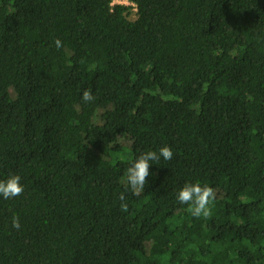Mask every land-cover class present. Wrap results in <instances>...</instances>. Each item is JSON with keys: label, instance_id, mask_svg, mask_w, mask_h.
<instances>
[{"label": "trees", "instance_id": "obj_1", "mask_svg": "<svg viewBox=\"0 0 264 264\" xmlns=\"http://www.w3.org/2000/svg\"><path fill=\"white\" fill-rule=\"evenodd\" d=\"M129 1L0 0V264H264V0Z\"/></svg>", "mask_w": 264, "mask_h": 264}, {"label": "clouds", "instance_id": "obj_2", "mask_svg": "<svg viewBox=\"0 0 264 264\" xmlns=\"http://www.w3.org/2000/svg\"><path fill=\"white\" fill-rule=\"evenodd\" d=\"M57 48L62 47V41H55ZM82 100L86 103L94 101L95 97L91 89H85L82 93ZM171 160L173 151L169 146H163L159 149V154L156 151L143 152L126 170L125 191L129 188L133 195L139 196L145 190L147 177H149V168L151 161L159 162L160 158ZM19 175H10L5 180H0V196L4 199H10L21 195L24 192V187L20 183ZM120 200H125V194H120ZM217 198L215 189L207 184L201 185L196 183H185L177 193V200L181 204L187 205V212L196 218H210L212 215V207ZM121 207L126 209L127 204H121ZM12 226L19 230L20 222L18 216H13Z\"/></svg>", "mask_w": 264, "mask_h": 264}, {"label": "rangeland", "instance_id": "obj_3", "mask_svg": "<svg viewBox=\"0 0 264 264\" xmlns=\"http://www.w3.org/2000/svg\"><path fill=\"white\" fill-rule=\"evenodd\" d=\"M115 4H126L128 6H132L133 7V13L132 15H130L131 19L132 20H135L137 18V15H136V6L134 4H132L129 0H115L114 2Z\"/></svg>", "mask_w": 264, "mask_h": 264}]
</instances>
